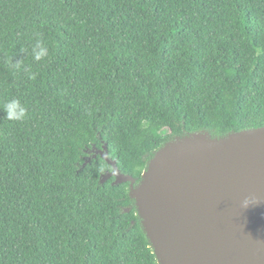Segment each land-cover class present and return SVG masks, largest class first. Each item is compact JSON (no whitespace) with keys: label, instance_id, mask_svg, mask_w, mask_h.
<instances>
[{"label":"trees","instance_id":"obj_1","mask_svg":"<svg viewBox=\"0 0 264 264\" xmlns=\"http://www.w3.org/2000/svg\"><path fill=\"white\" fill-rule=\"evenodd\" d=\"M260 127L264 0H0V264H158L93 151L138 182L175 138Z\"/></svg>","mask_w":264,"mask_h":264},{"label":"water","instance_id":"obj_2","mask_svg":"<svg viewBox=\"0 0 264 264\" xmlns=\"http://www.w3.org/2000/svg\"><path fill=\"white\" fill-rule=\"evenodd\" d=\"M97 155L111 167L101 183L129 184L158 264H264V127L175 138L154 152L138 182L105 147Z\"/></svg>","mask_w":264,"mask_h":264},{"label":"clouds","instance_id":"obj_3","mask_svg":"<svg viewBox=\"0 0 264 264\" xmlns=\"http://www.w3.org/2000/svg\"><path fill=\"white\" fill-rule=\"evenodd\" d=\"M32 59L36 62L45 60L49 56V48L44 42L43 38L37 34L35 44L31 48L30 53ZM16 70L23 67V71L29 74V79L34 80L36 73L30 72L27 66H23L21 62L17 61L11 65ZM4 117L9 121H23L28 116V109L17 98H10L3 104ZM249 202L247 199L243 202V207H248Z\"/></svg>","mask_w":264,"mask_h":264},{"label":"rangeland","instance_id":"obj_4","mask_svg":"<svg viewBox=\"0 0 264 264\" xmlns=\"http://www.w3.org/2000/svg\"><path fill=\"white\" fill-rule=\"evenodd\" d=\"M158 134V133H157Z\"/></svg>","mask_w":264,"mask_h":264}]
</instances>
